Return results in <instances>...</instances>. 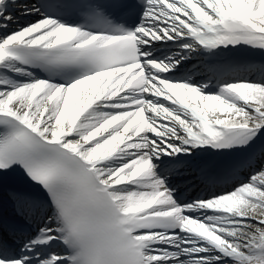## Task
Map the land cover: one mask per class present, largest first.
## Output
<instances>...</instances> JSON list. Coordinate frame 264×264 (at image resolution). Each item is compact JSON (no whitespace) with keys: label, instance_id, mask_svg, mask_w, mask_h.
Wrapping results in <instances>:
<instances>
[{"label":"snow or ice","instance_id":"snow-or-ice-1","mask_svg":"<svg viewBox=\"0 0 264 264\" xmlns=\"http://www.w3.org/2000/svg\"><path fill=\"white\" fill-rule=\"evenodd\" d=\"M0 188V264H264V0H0Z\"/></svg>","mask_w":264,"mask_h":264}]
</instances>
